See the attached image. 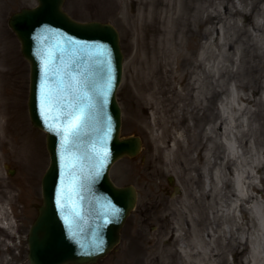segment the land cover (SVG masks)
I'll use <instances>...</instances> for the list:
<instances>
[{"label": "rangeland", "instance_id": "obj_1", "mask_svg": "<svg viewBox=\"0 0 264 264\" xmlns=\"http://www.w3.org/2000/svg\"><path fill=\"white\" fill-rule=\"evenodd\" d=\"M243 1L186 0L192 7L185 20L188 31L176 38L173 32L177 26L176 15H172L167 31L173 32V47L176 41H181L176 46L178 49L173 50L168 73L159 65L160 40L166 25L160 22L163 18L156 19L147 13L150 7L147 8L145 3H153L152 0L65 1L64 9L73 19L108 23L119 31L124 54L123 80L118 91L123 136L140 137L144 146L138 156L125 157L112 167L113 181L119 187L134 186L138 201L121 229L119 245L97 264H199L196 259L184 260L175 240L178 224L190 236L188 221L194 225L191 218L195 216L192 210L195 202L202 203L209 214V220L201 223V229L205 233L216 232L215 236L219 237L214 246L220 254V264H251L250 246L240 243L238 222L232 226L227 221L232 216L231 203L236 198L233 175H228L221 193L214 185L207 190L205 178L200 176L205 164L204 155L212 147L206 134L217 142L216 160L215 157L212 160L220 163L221 158L226 157L234 163L235 170L246 146L244 142L264 151V50L257 49L255 30L264 0ZM37 4V0H0V104H5L6 112H15L22 118L21 124L25 121L29 128L26 132L21 127L13 130L5 143V157L8 150L15 149V141L19 145L14 150L17 152L13 151L14 155L6 157V177L14 187L12 196L18 199L15 200L16 212L22 230L21 240L17 238L15 242L17 248L7 251L5 263L0 264H10L14 262L13 258H19V264H30L26 237L42 205L41 181L50 163L46 135L33 126L29 115L30 64L9 25L12 15ZM234 4H240L237 8L241 15L231 17ZM209 14L210 19L204 22ZM195 16H201L202 20L198 21ZM232 19H236L237 29L230 26ZM245 84L246 94L253 102L249 105L247 134L238 144L237 136L243 134L242 112L227 101L238 106L235 99L243 94L240 89ZM153 89L157 94L147 101L146 97ZM199 89L204 94L201 103L194 99ZM214 123L217 127L209 132ZM166 128L171 130L169 138L162 137ZM185 128L189 131L181 146L188 157L196 160L194 164L186 158L175 159L173 156V152L182 148L174 139ZM233 134L237 136L234 138ZM248 151L252 162V152ZM165 155H169L171 163ZM258 183L264 188V171L259 172ZM252 192L255 194L253 189ZM12 203L8 201L7 205L14 213ZM241 214L240 210L234 213L237 221ZM247 216L250 217L249 212ZM206 241L210 243L211 240L206 237ZM188 248L190 251L202 250L192 244ZM201 261V264H209L207 258Z\"/></svg>", "mask_w": 264, "mask_h": 264}, {"label": "water", "instance_id": "obj_2", "mask_svg": "<svg viewBox=\"0 0 264 264\" xmlns=\"http://www.w3.org/2000/svg\"><path fill=\"white\" fill-rule=\"evenodd\" d=\"M37 1V7L10 19L31 65L30 118L46 132L51 157L42 183L43 206L29 237V259L31 264H94L120 242L137 204L135 187H117L110 177L114 163L137 156L142 148L139 137H121L117 92L124 54L113 25L75 21L63 9L65 0ZM46 66L50 89L56 91L63 78L65 84H78V94L86 97L75 109L83 108L85 126L67 151L63 133L57 132L67 117L56 109L46 116L40 101Z\"/></svg>", "mask_w": 264, "mask_h": 264}, {"label": "bare ground", "instance_id": "obj_3", "mask_svg": "<svg viewBox=\"0 0 264 264\" xmlns=\"http://www.w3.org/2000/svg\"><path fill=\"white\" fill-rule=\"evenodd\" d=\"M147 1V0H145ZM157 1L161 2L160 4H155ZM153 2V0H152ZM240 2H244L243 0H239ZM254 2V1H253ZM147 8L150 7V10H148L147 13L151 15L152 17H155L156 19L163 18L160 22L165 26L164 36L160 40V44L162 46L161 50V61L159 62L160 67L164 68L167 73L170 70V65L172 64V59L174 52L173 50H177L178 47L181 44V41H176L175 47H173L171 43V35L174 32L176 35V38H181L185 32H187L188 28L186 25L185 20L188 19L189 16H187V13L191 12V6L186 2V0H156L153 3L147 2L145 3ZM255 4V2H254ZM161 5V6H160ZM224 5V4H219ZM237 6L239 7L240 4H234L232 7L234 8V11L231 12V17H236L238 15H241V11L238 10ZM225 7V5H224ZM243 7V6H242ZM241 7V8H242ZM146 8V9H147ZM172 15H176L174 18L175 22L177 23V26L175 25V30L172 32L170 30V33L168 31L170 27V23L172 21ZM211 16H214L213 14ZM195 19L202 20L201 16H195ZM204 22H207L210 19V14L204 18ZM234 20L230 26L232 28H238L239 26L236 23V19ZM202 23V22H201ZM204 24V23H203ZM256 38H257V49L258 50H264V9H260V13L258 14L257 20H256ZM210 47L207 48V50ZM207 51H205V57H206ZM124 65V61H123ZM152 71V68L150 69ZM123 80V78H122ZM3 81V80H2ZM1 81V83H2ZM121 86V84H120ZM120 88V87H119ZM246 84L245 86L241 85V95L236 97V102H238V106L235 105L231 100L227 101L229 104L232 105V107L236 110H240L242 112V127H243V134L241 133L239 136L236 134H233V137L235 138L237 136V142L241 143L242 137H245L247 134L248 127L250 125V117H249V110L250 104H252L253 100L250 98L249 95L246 94ZM30 89H31V83H30ZM119 91V89H118ZM118 93V92H117ZM157 94V90L153 89L148 93L147 95V101L152 100L154 98V95ZM30 95V91H29ZM118 96V94H117ZM204 94L199 89L195 95L194 99L196 102L201 103L203 102ZM262 97V95H261ZM118 99V98H117ZM207 99V97L205 98ZM119 102V99H118ZM120 104V103H119ZM121 107V105H120ZM122 109V108H121ZM29 110V106H28ZM1 115L4 118V139L5 143L7 142V138L10 137L13 130H19L21 128L25 129V132L27 129H29L27 126V122L22 121V118H20L17 114L6 112L5 110V104L2 105V102L0 104V117ZM222 116L224 118L225 113L222 112ZM22 125V126H21ZM217 127V124L214 123V125H211L209 127V132H212ZM189 131V128H185L183 132H179L178 135L175 137V144L181 146V142L186 140L184 135L185 133ZM19 134V133H18ZM162 137L169 138L171 137V130L170 128H166V130L163 132ZM25 139V137H24ZM207 141L211 142L212 147L210 148V151L204 155L205 164L203 169L201 168V174L200 176L205 178V186L207 190H210L212 188V185L219 187L220 193L222 192V189H224V186L226 185L228 175H233V181L236 184V198L231 203L232 205V216L228 218V224H231L232 226H235L238 222V228L241 231V242L240 243H249L250 246V261L251 264H264V188H262L258 183V175L259 172L264 171V151H258L253 145L248 144V142H244V145L246 146L243 149V153L241 156L239 167L236 168V170L233 168L234 163L227 159L226 157L221 158V162L218 163L216 161H213L212 159L215 156V147L217 145V142L215 138L209 134H206ZM143 140V139H142ZM18 143V142H17ZM14 143L13 148L16 149L19 145ZM6 146V145H5ZM180 151L173 152V156L175 159H188L189 162L195 163V159H191V157H188L187 154L184 153V148L181 146ZM242 148V146H241ZM15 149L8 150V154L6 152L7 156H12L13 151ZM144 149V146H143ZM252 152V162H250L249 159V151ZM10 151V152H9ZM183 151V152H182ZM17 151H14V153ZM14 155V154H13ZM166 160L171 163L169 155H165ZM7 160V158H6ZM7 179V178H6ZM254 183V184H253ZM4 194L1 195L0 192V230H3V232L0 231V235L3 234L5 240L4 242H1L0 240V250L3 249L4 253V259L7 251H15L17 248L16 245V239L19 236L18 226H16V223L13 221V219L17 218V212H16V206L17 203H15V200L18 199L16 196H12L14 192V187L11 185L10 182H6V185H4ZM252 189L254 190L255 194H253ZM8 201L12 203L14 208V215L8 217L7 212V204ZM240 201V202H239ZM192 210L195 213V216H193L191 219H193L194 225H191V220L188 221L189 227L191 228L190 236H188L185 233V229L183 226L178 224L175 227V240L179 244L178 246V253L181 255V257L184 260L187 259H196L197 263L201 264V260L203 258H207L209 264H220V254H218L215 251V244H217V241H219V237L217 238L216 232H204L203 229H201V223L209 220V214L205 211L204 206L202 203L195 202L192 206ZM240 210L242 213L239 221H237L236 216L234 213ZM16 212V213H15ZM250 213V217L247 216V213ZM132 213V212H131ZM180 213V211L178 212ZM248 217V218H247ZM247 219H249L247 221ZM208 230V229H207ZM174 236V237H175ZM206 237L209 238L211 241L210 243L206 241ZM213 238V239H212ZM192 244L193 246H200L202 250L193 251L188 248ZM4 245V246H3ZM214 247V251H213ZM158 257H156L157 259ZM14 262H10V264H19L18 260L19 258H13ZM5 263V260H3ZM172 264V263H170Z\"/></svg>", "mask_w": 264, "mask_h": 264}, {"label": "snow or ice", "instance_id": "obj_4", "mask_svg": "<svg viewBox=\"0 0 264 264\" xmlns=\"http://www.w3.org/2000/svg\"><path fill=\"white\" fill-rule=\"evenodd\" d=\"M45 76L46 80L44 90L40 96V101L43 104L44 114L46 116L50 115L51 112L56 109L59 110L63 116L67 117L66 126L57 129L58 134L63 133L64 148L65 151H67L69 145L74 142L73 138L79 137L81 129L85 126L86 117L83 108H81L79 112L75 109L76 103L80 102L82 99H86V97H81L78 94V84H73L71 81L65 84L63 78H61L60 86L56 91L50 89L47 84V66L45 68ZM66 93H70L71 95ZM64 109L68 110L64 111ZM52 118L59 119V116H53ZM49 128L52 129L53 125H49Z\"/></svg>", "mask_w": 264, "mask_h": 264}, {"label": "flooded vegetation", "instance_id": "obj_5", "mask_svg": "<svg viewBox=\"0 0 264 264\" xmlns=\"http://www.w3.org/2000/svg\"><path fill=\"white\" fill-rule=\"evenodd\" d=\"M6 157H5V139H4V118L1 115L0 117V192L1 195L4 194V185H6V182L8 179H6ZM8 172L11 173V171L8 170ZM18 209V207H16V210ZM18 211V210H17ZM37 215V214H36ZM36 217V216H35ZM13 221L16 223V226H18V230L19 231V235H21V230L20 229V224H21V219H19V217L13 219ZM1 232H3V230H0ZM19 237V240H21V237ZM0 240L1 242H4L3 240H5L3 234L0 235ZM0 242V243H1ZM4 246V245H3ZM4 260V253H3V249L0 250V263Z\"/></svg>", "mask_w": 264, "mask_h": 264}]
</instances>
